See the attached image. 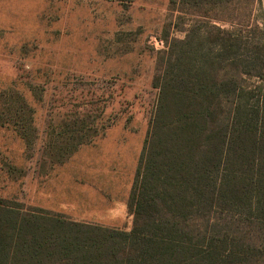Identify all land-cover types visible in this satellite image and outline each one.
Returning <instances> with one entry per match:
<instances>
[{"label": "trees", "instance_id": "1", "mask_svg": "<svg viewBox=\"0 0 264 264\" xmlns=\"http://www.w3.org/2000/svg\"><path fill=\"white\" fill-rule=\"evenodd\" d=\"M251 1L170 0L205 22L158 59L131 231L0 199V264H264V22L240 28Z\"/></svg>", "mask_w": 264, "mask_h": 264}, {"label": "rangeland", "instance_id": "2", "mask_svg": "<svg viewBox=\"0 0 264 264\" xmlns=\"http://www.w3.org/2000/svg\"><path fill=\"white\" fill-rule=\"evenodd\" d=\"M178 8L170 0H0V199L131 231L158 59L165 67L167 43L185 37L180 28L205 22ZM241 20L244 33L262 25L264 0L249 2Z\"/></svg>", "mask_w": 264, "mask_h": 264}]
</instances>
